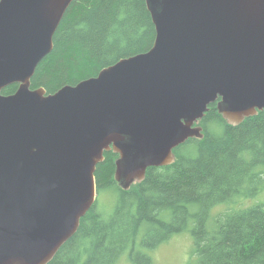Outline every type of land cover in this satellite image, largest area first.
I'll list each match as a JSON object with an SVG mask.
<instances>
[{
    "label": "water",
    "instance_id": "1",
    "mask_svg": "<svg viewBox=\"0 0 264 264\" xmlns=\"http://www.w3.org/2000/svg\"><path fill=\"white\" fill-rule=\"evenodd\" d=\"M72 2L0 0V264L53 260L97 200L105 152L128 190L204 137L211 104L232 125L264 110V0H146L149 51L33 89Z\"/></svg>",
    "mask_w": 264,
    "mask_h": 264
},
{
    "label": "trees",
    "instance_id": "2",
    "mask_svg": "<svg viewBox=\"0 0 264 264\" xmlns=\"http://www.w3.org/2000/svg\"><path fill=\"white\" fill-rule=\"evenodd\" d=\"M155 38L146 0H73L32 88L52 94L96 77L149 51ZM18 87L12 84L3 94ZM199 124L203 138L177 147L175 162L148 168L128 190L115 179L119 155L105 152L95 173V204L48 264H116L125 253L135 264H153L143 248L155 249L189 229L199 264H264V203L244 202L264 188V110L232 125L214 103ZM106 191L117 195L110 213L101 198Z\"/></svg>",
    "mask_w": 264,
    "mask_h": 264
},
{
    "label": "rangeland",
    "instance_id": "3",
    "mask_svg": "<svg viewBox=\"0 0 264 264\" xmlns=\"http://www.w3.org/2000/svg\"><path fill=\"white\" fill-rule=\"evenodd\" d=\"M101 198L105 204L103 206L104 209L109 213L112 212L116 204V193L114 191H106ZM244 202L248 206L264 203V188L255 198L251 197V199H246ZM225 207H218L214 211L222 210ZM194 250V236L190 229L174 235L169 241L162 243L155 249H142L143 252L152 258L153 264H199L198 255ZM116 264H135V262L130 259L128 253H125Z\"/></svg>",
    "mask_w": 264,
    "mask_h": 264
}]
</instances>
